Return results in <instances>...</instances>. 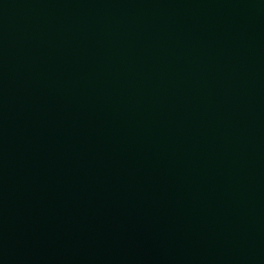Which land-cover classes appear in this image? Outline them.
I'll list each match as a JSON object with an SVG mask.
<instances>
[{"label": "water", "instance_id": "water-1", "mask_svg": "<svg viewBox=\"0 0 264 264\" xmlns=\"http://www.w3.org/2000/svg\"><path fill=\"white\" fill-rule=\"evenodd\" d=\"M0 264H264V0H0Z\"/></svg>", "mask_w": 264, "mask_h": 264}]
</instances>
